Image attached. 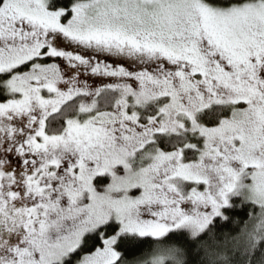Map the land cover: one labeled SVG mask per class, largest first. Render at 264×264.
I'll list each match as a JSON object with an SVG mask.
<instances>
[{"label":"snow or ice","instance_id":"1","mask_svg":"<svg viewBox=\"0 0 264 264\" xmlns=\"http://www.w3.org/2000/svg\"><path fill=\"white\" fill-rule=\"evenodd\" d=\"M0 264H264V0H0Z\"/></svg>","mask_w":264,"mask_h":264}]
</instances>
